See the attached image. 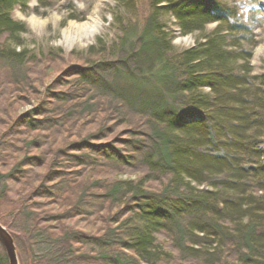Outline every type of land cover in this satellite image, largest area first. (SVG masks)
<instances>
[{
	"label": "trees",
	"instance_id": "trees-1",
	"mask_svg": "<svg viewBox=\"0 0 264 264\" xmlns=\"http://www.w3.org/2000/svg\"><path fill=\"white\" fill-rule=\"evenodd\" d=\"M29 1L0 0V223L19 264H264L253 25L213 0H115L137 16L113 15L115 40L36 53L12 16ZM161 12L195 43L175 52Z\"/></svg>",
	"mask_w": 264,
	"mask_h": 264
},
{
	"label": "rangeland",
	"instance_id": "rangeland-1",
	"mask_svg": "<svg viewBox=\"0 0 264 264\" xmlns=\"http://www.w3.org/2000/svg\"><path fill=\"white\" fill-rule=\"evenodd\" d=\"M135 1L137 5H142V0ZM213 1L237 11L246 23L253 25L256 43L250 62L252 74L264 78V0ZM63 3V0H58L53 6L44 7L39 6L37 0H30L25 10L20 9L19 6L14 8L13 18L24 21L30 30L23 34L29 49L42 53L49 48L59 47L67 53L73 49L87 48L95 42L97 37L110 42L119 35V19L115 20L113 15H117V18L124 16L131 20L137 17L133 12H127L126 8L115 0H70V9L66 8ZM66 15H75L79 19H68L63 26H59ZM161 19L166 33L172 36L175 52L192 46L195 38L200 35L199 33L180 34L174 18L164 12H161ZM214 26L215 23L208 24L206 32ZM31 104L22 106L20 111L30 108ZM259 146L264 151V138Z\"/></svg>",
	"mask_w": 264,
	"mask_h": 264
},
{
	"label": "water",
	"instance_id": "water-1",
	"mask_svg": "<svg viewBox=\"0 0 264 264\" xmlns=\"http://www.w3.org/2000/svg\"><path fill=\"white\" fill-rule=\"evenodd\" d=\"M0 241L4 247L8 264H19L15 243L11 233L0 223Z\"/></svg>",
	"mask_w": 264,
	"mask_h": 264
}]
</instances>
